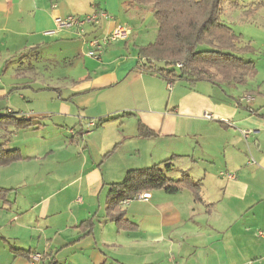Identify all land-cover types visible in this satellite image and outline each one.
Segmentation results:
<instances>
[{"label":"crops","instance_id":"crops-1","mask_svg":"<svg viewBox=\"0 0 264 264\" xmlns=\"http://www.w3.org/2000/svg\"><path fill=\"white\" fill-rule=\"evenodd\" d=\"M98 11L108 16L98 26L44 35L55 18ZM150 12L128 0H0V115L33 125L0 130L23 158L0 167V264H264V86L189 89L145 71L135 41ZM116 25L128 39L88 57L87 42ZM172 156L199 201L151 191L122 202L137 228L116 231L108 186Z\"/></svg>","mask_w":264,"mask_h":264},{"label":"trees","instance_id":"trees-1","mask_svg":"<svg viewBox=\"0 0 264 264\" xmlns=\"http://www.w3.org/2000/svg\"><path fill=\"white\" fill-rule=\"evenodd\" d=\"M128 1L142 10H150L156 21L154 42L137 50L143 69L150 74L167 83H184L189 89L198 83H209L221 89L244 87L255 76V64L238 56L245 51L240 46V35L220 20L221 0ZM8 126L18 129L33 125L18 114L7 111L0 115V130ZM138 132L144 137L151 135V131L144 126H139ZM177 158L172 156L150 167L129 170L121 182L108 186L106 215L118 231L136 230L137 226L125 219L121 204L139 193L163 191L173 195L187 189L195 201H199L198 183L186 172H182L176 180L169 176ZM21 159L17 149H7L0 144V167ZM8 192L0 188V200L6 201ZM92 227L93 222L89 219L78 228L85 236L91 233Z\"/></svg>","mask_w":264,"mask_h":264},{"label":"rangeland","instance_id":"rangeland-1","mask_svg":"<svg viewBox=\"0 0 264 264\" xmlns=\"http://www.w3.org/2000/svg\"><path fill=\"white\" fill-rule=\"evenodd\" d=\"M220 7V20L228 25L235 34L240 35V46L245 48V51L238 56L255 64L256 74L248 81L250 82L249 86H264V0H221ZM250 10L253 11L247 13ZM148 15H150L149 21L140 33L143 39L140 42L135 41L136 45H148L154 42L156 38V21L151 12ZM131 27L135 28L136 31H139L137 28H140L139 25L136 27L134 24ZM41 59L40 54L37 58L38 67L42 63ZM28 63L29 61L22 63L23 68L20 67V72H29L27 69ZM49 69L53 71L56 68L52 66ZM10 72L13 74L12 71ZM176 84L184 86L181 82H176ZM36 107H38L37 104ZM169 176L179 179V175L175 173V170ZM115 229L118 231L116 227Z\"/></svg>","mask_w":264,"mask_h":264},{"label":"built area","instance_id":"built-area-1","mask_svg":"<svg viewBox=\"0 0 264 264\" xmlns=\"http://www.w3.org/2000/svg\"><path fill=\"white\" fill-rule=\"evenodd\" d=\"M108 18L107 14L103 11L95 12L92 15H88L85 17H76V16H68L66 18H55L54 19V28L52 30H49L44 33L45 36H54L57 32L61 30H71L73 28H77L78 30H82L86 25L89 26H98L101 22V20ZM129 37V30L127 27L123 25H116L114 26L111 31L102 38H94L87 42L88 46V52L87 56L98 60L100 58V55L104 51V49L112 43L116 42H123L126 41ZM9 112V111H8ZM204 118L206 120H212L211 115H205ZM225 123H228V121H225ZM94 122H90V126H93ZM251 134L249 131H243L242 135L244 138H247V136ZM252 162V160L250 161ZM221 176H225L227 178H233L232 175L229 174H223L221 173ZM151 197V194L149 192H142L136 195L133 199L125 200L123 203H129L132 200H137L141 202H147L149 201ZM33 261H39L41 259L40 255H34L32 257Z\"/></svg>","mask_w":264,"mask_h":264}]
</instances>
